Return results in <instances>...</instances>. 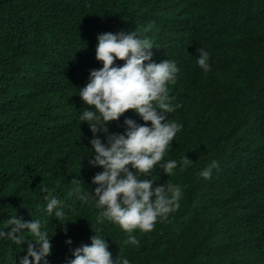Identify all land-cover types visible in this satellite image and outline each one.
Here are the masks:
<instances>
[{
	"label": "trees",
	"instance_id": "16d2710c",
	"mask_svg": "<svg viewBox=\"0 0 264 264\" xmlns=\"http://www.w3.org/2000/svg\"><path fill=\"white\" fill-rule=\"evenodd\" d=\"M136 23L153 25L152 61L179 68L167 87L171 103L182 105L167 114L181 130L152 174L140 178L153 187L171 181L183 195L152 231L134 230L133 245L118 224L98 222L94 201L68 193L74 178L94 190L92 179L103 171L89 165L93 133L80 116L92 109L78 96L90 71L103 67L94 39ZM201 48L209 53L208 72L197 63ZM126 119L144 124L130 110L108 125L110 133L124 134ZM184 156L193 164L183 171L178 164L169 177L161 169ZM212 160L219 168L206 180L198 173ZM262 171L264 0H0V231H11L6 221L14 215L48 221L42 228L53 245L48 264H68L95 233L107 240L114 261L120 256L130 264H264V191L222 204L200 198L214 191L217 177L236 182L248 173L262 180ZM48 195L61 201L64 220L47 212ZM27 248L0 238V264H20Z\"/></svg>",
	"mask_w": 264,
	"mask_h": 264
},
{
	"label": "clouds",
	"instance_id": "9594fccd",
	"mask_svg": "<svg viewBox=\"0 0 264 264\" xmlns=\"http://www.w3.org/2000/svg\"><path fill=\"white\" fill-rule=\"evenodd\" d=\"M152 27L137 28L136 23L129 25L127 32L121 30L117 33L111 28L94 39L96 59L103 67L90 71L88 83L80 89L78 96L92 109L82 110L80 116L93 133L90 143L94 155H90L89 165L103 171L96 173L92 179V184L96 186L94 190L85 191L84 182L74 178L71 184L75 187L68 193L84 202L94 201L101 209L98 222L102 224L108 220L118 224L129 233L126 243L133 245H138L139 240L131 233L136 229L145 233L152 231L158 218L166 220L180 207L183 195L181 186L171 181L153 187L151 180L140 178L152 174L182 128V125L167 118V114L182 107L181 104L171 103L167 87L169 83H176L179 68L168 59L160 63L152 61V52L157 55L153 49L155 42L147 35ZM198 53V65L205 72L210 71L209 53L202 48ZM162 59L165 58L160 56ZM130 110L135 111L144 124L126 119L127 131L124 134L110 133L108 125L119 121ZM101 133L107 137V143L101 140ZM178 164L183 171L193 162L184 156L179 161L169 160L161 165V169L171 177ZM218 168L219 162L212 160L198 175L210 179L213 170ZM261 173L264 176V171ZM263 182L264 179L259 180L248 173L241 175L236 182L220 176L215 180L214 191L203 190L200 198H212L222 204L247 195L259 197L264 191ZM42 191L48 192L49 189L43 188ZM45 199L47 212H54L59 222L64 220L65 212L57 210L61 201L52 195ZM47 223L39 219L27 222L14 215L6 221V229L11 228V231H0V238L6 237L19 246L28 243L27 255L20 264H32V261L48 264L47 257L51 255L53 245L49 233L42 231ZM25 232L30 233L34 241H26ZM66 243L71 245L73 241L68 239ZM237 254L239 258H246L242 252ZM72 255L74 258L68 260V264H130L127 258L120 256L114 261L107 240L96 233L91 238V245L75 248Z\"/></svg>",
	"mask_w": 264,
	"mask_h": 264
}]
</instances>
